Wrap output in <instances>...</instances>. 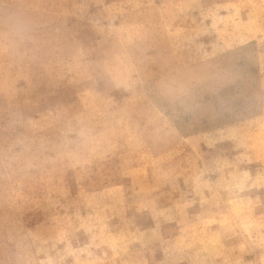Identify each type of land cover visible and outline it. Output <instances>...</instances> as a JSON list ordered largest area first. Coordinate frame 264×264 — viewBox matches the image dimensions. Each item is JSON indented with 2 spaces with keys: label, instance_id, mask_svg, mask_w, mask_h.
I'll return each mask as SVG.
<instances>
[{
  "label": "rangeland",
  "instance_id": "374dc122",
  "mask_svg": "<svg viewBox=\"0 0 264 264\" xmlns=\"http://www.w3.org/2000/svg\"><path fill=\"white\" fill-rule=\"evenodd\" d=\"M0 264H264V0H0Z\"/></svg>",
  "mask_w": 264,
  "mask_h": 264
}]
</instances>
